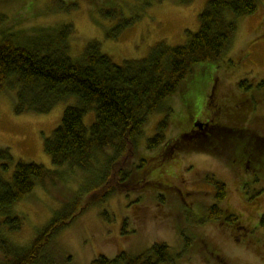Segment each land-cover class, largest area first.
<instances>
[{
    "label": "rangeland",
    "instance_id": "rangeland-1",
    "mask_svg": "<svg viewBox=\"0 0 264 264\" xmlns=\"http://www.w3.org/2000/svg\"><path fill=\"white\" fill-rule=\"evenodd\" d=\"M208 1L0 0V13L7 16L1 28L21 30L71 22L74 33L68 40L73 59L82 55L89 41L97 40L104 53L123 64L128 59L148 56L160 40L172 46L186 42L187 31L199 30V15ZM235 21L238 28L229 47L217 62L203 65L205 74L201 76H205L212 94L216 93L218 114L226 110L223 123L243 125L264 134V0H258L253 14ZM197 74L188 76L185 88L190 87L198 95L192 87ZM204 99L205 95L198 98L202 105ZM183 100L179 90L166 99L171 110L150 115L143 128V144L154 136L165 117L168 140L191 128ZM78 102L76 95H70L48 113L17 114L13 93L0 92V147H9L13 155L12 161L0 157L4 177H12L18 161L40 163L61 172L56 182L44 186L37 181L30 196L13 206L14 213L23 218L19 230L7 232L15 244L29 245L65 204L67 193L98 180L96 164L90 171L73 169L69 164L56 167L44 149L45 139L61 123L65 108ZM204 106L201 114L207 108ZM95 119V110L89 109L83 120L90 127ZM177 143L162 155L176 149ZM185 147L182 144L178 155L171 153L172 157L160 164L169 168L170 187L143 189L135 185L134 173L129 183L117 185V192L105 201L91 203L94 188L85 190L82 210L53 236L37 264H92L100 255L113 258L123 250L137 254L160 241L170 246L181 264H264V172L255 174L231 167L228 152L218 157L204 150L186 151ZM139 160V155L132 154L125 164L133 167ZM6 163L8 170L4 169ZM116 170L114 176L118 177ZM210 178L226 182L227 194L220 204L234 209L237 221L224 220L226 214L208 218L209 206L216 203V187ZM86 199H90L88 203ZM214 253L221 255L222 262ZM2 256L0 251V264Z\"/></svg>",
    "mask_w": 264,
    "mask_h": 264
},
{
    "label": "trees",
    "instance_id": "trees-1",
    "mask_svg": "<svg viewBox=\"0 0 264 264\" xmlns=\"http://www.w3.org/2000/svg\"><path fill=\"white\" fill-rule=\"evenodd\" d=\"M175 1L190 4L193 0ZM257 9L258 0H209L199 15V30L187 31L186 42L172 46L160 40L151 47L148 56L128 59L123 64L115 63L104 53L97 40L89 41L82 55L73 59L68 40L74 33L71 22L6 30L1 27L7 16L0 13V92L13 93L17 114L48 113L61 100L76 95L78 104L65 108L61 123L45 139L44 149L56 167L69 164L73 169L90 171L96 168V164L99 175L95 182L90 181L67 193L61 209L29 245L22 246L7 236V232L19 230L23 224V218L14 213L13 206L30 196L37 181L44 186L49 181L56 182L61 172L40 163L24 161L16 163L10 179L0 171V251L3 264H37L53 236L82 210L85 190L94 188L91 203L105 201L117 192V185L129 183L132 180L130 175L134 173H137L135 185L139 184L143 189L169 187L163 184L168 179L169 168H162L160 164L163 165L165 158L178 155L182 144H186V151L204 150L218 157L223 151L228 152L231 167L255 174L264 172V134L243 125L223 123L221 119L226 110L218 114L219 106L213 98L216 93L212 94L205 76H201L205 74L203 65L217 62L229 47L238 28L235 19L253 14ZM193 73H198L192 87L198 90L199 96L190 87L185 88L188 76ZM179 90L190 114L191 128L168 140L165 138L168 117H165L159 121L154 136L143 144V128L150 115L164 109L171 110L166 99ZM200 95H205L203 105L198 100ZM209 104L216 109L214 120L204 124L203 128H193L194 118L207 120L210 112L213 113ZM204 105L207 108L201 114ZM89 109L95 110L96 119L87 127L83 119ZM198 113L200 116L195 117ZM175 142H179L177 148L162 155ZM132 154L139 155L140 160L129 167L125 162ZM0 157L12 161L10 148L0 147ZM114 168H117L118 177L114 176ZM4 169L8 170L7 163ZM210 179L216 187V203L209 206L208 218L226 214L224 220H238L234 209L220 204L227 194L226 182ZM213 255L221 261V255ZM161 263L181 264L170 246L161 241L141 253L123 250L113 258L100 255L92 262Z\"/></svg>",
    "mask_w": 264,
    "mask_h": 264
},
{
    "label": "flooded vegetation",
    "instance_id": "flooded-vegetation-1",
    "mask_svg": "<svg viewBox=\"0 0 264 264\" xmlns=\"http://www.w3.org/2000/svg\"><path fill=\"white\" fill-rule=\"evenodd\" d=\"M212 89H213V86H212ZM211 92H212V90H211ZM214 92V91H213ZM213 94H215V92L213 93ZM213 98H215V96H213ZM213 104V103H212ZM210 106V108H211V104H209ZM214 106H215V104H214ZM218 108V107H217ZM211 109H213V108H211ZM213 111V113H211L210 112V114H209V117H208V119L207 120H202L201 122H203V125H202V127H200V128H203V126H204V124H209V122L210 121H212V120H214V118H213V114L214 113H216V109H213L212 110ZM195 119V121H194V123H192V126H193V128H195V129H197L198 128V126L196 125V121H199L197 118H194ZM235 125V124H234ZM168 174H171V173H168ZM163 184H168L167 186H169L170 187V182H169V180L167 179V181H165Z\"/></svg>",
    "mask_w": 264,
    "mask_h": 264
},
{
    "label": "water",
    "instance_id": "water-1",
    "mask_svg": "<svg viewBox=\"0 0 264 264\" xmlns=\"http://www.w3.org/2000/svg\"><path fill=\"white\" fill-rule=\"evenodd\" d=\"M195 123H196V125H197L198 127H202V125H203V122H201V121H196Z\"/></svg>",
    "mask_w": 264,
    "mask_h": 264
}]
</instances>
